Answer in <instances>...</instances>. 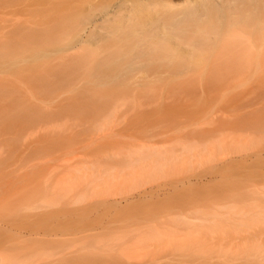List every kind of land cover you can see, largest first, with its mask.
Returning a JSON list of instances; mask_svg holds the SVG:
<instances>
[{
    "label": "rangeland",
    "instance_id": "obj_1",
    "mask_svg": "<svg viewBox=\"0 0 264 264\" xmlns=\"http://www.w3.org/2000/svg\"><path fill=\"white\" fill-rule=\"evenodd\" d=\"M104 2H96L97 12L104 10ZM77 4L0 0V252L10 255V263L21 264H264V227L248 230H260L254 233L262 239L250 256L248 250L215 246L207 256L177 241L136 254L140 261L136 256L134 261L125 245V238L152 227L143 226L146 219L181 232L187 217L205 209L222 213L219 209L234 204L264 208V64L235 73L135 72L126 85L99 84L93 78L98 59L88 58L75 43ZM187 142L207 143L214 149L212 158L183 162L129 196L93 198L85 184L66 185L64 174L82 165L121 168L136 147ZM253 213L254 219L261 218ZM106 225L107 234L101 231ZM106 237L112 238L108 247ZM43 249L63 257L38 259L36 252ZM105 252L112 256L99 255Z\"/></svg>",
    "mask_w": 264,
    "mask_h": 264
},
{
    "label": "bare ground",
    "instance_id": "obj_2",
    "mask_svg": "<svg viewBox=\"0 0 264 264\" xmlns=\"http://www.w3.org/2000/svg\"><path fill=\"white\" fill-rule=\"evenodd\" d=\"M97 1L98 0H78L75 17L77 22L75 43L76 46H79L80 51L84 55H89L88 58L92 56L98 59L94 66L96 72L93 73V78L95 82L99 84H112V87H118L127 83V80L130 79L135 72L155 73L159 71L157 73L159 74L161 70H167L166 72L173 75L182 76L183 74L188 75L193 72L209 71L235 73L248 71L264 64V0H105L107 3L103 0L104 4H102L106 9L104 8L103 11L99 12H97L95 8ZM98 9L101 10L100 8ZM73 66L76 67V64ZM106 122L108 123V121L105 120V123L101 125H106ZM213 150L214 149H211L210 145L207 143L201 144L193 142L177 143L170 146L142 145L134 148L130 152L128 165L124 167H111L109 169L100 163L93 166L82 165L70 171L71 173L68 172L70 173L68 176L67 173L64 174L68 177H65V181L68 182L69 180V182H71L70 184L69 182L66 184L70 189V185L72 186V184L74 186H78L79 184L83 186V184H85L84 186L91 190V196H93V198L94 195L100 197H106L108 195V197L112 195L129 196L139 190L141 191V189L147 187L148 184L154 183L158 179L161 180V177L166 176V174H164L166 170L173 167L176 168L177 165L183 162L192 163L196 161L197 163L199 158L205 159L207 158L206 156L212 158L213 155L211 154ZM63 178L64 176L61 178V182ZM75 182H78V184L76 185ZM60 183L59 185H61ZM62 183L65 185L64 182ZM67 186H63V188L69 191ZM65 189L62 190L65 191ZM88 192L89 190L85 193L87 194ZM86 194L82 196L84 200ZM78 198L79 200H83L80 197ZM256 207L253 204H234L232 206H226L224 209H219L222 211L224 210L222 213L216 210L209 211L205 209L198 212L200 216L194 215L191 216L192 218L190 216V218L187 217L186 227L181 232H179L177 228L171 226L165 228L160 226L163 228H159V226L157 227V225L152 224L151 220L149 223L147 219L146 221H142L144 218L140 217L143 226L152 225V227H144V230L143 228L141 231L139 230L140 232L137 230L138 233L136 234V230H134L135 236L130 232L131 230L129 228V232L132 233L134 237L128 236L127 239L125 238V245L130 247L127 252H129V256H132L135 261L136 254L143 255L144 251L146 254V251H151L153 247L154 249H158L166 245V243L170 244L171 242L175 243L178 241L187 247L197 248L199 251H202V253H206L207 256L214 246L215 247L212 249L215 250L217 247V249H221L222 251L229 249V247L235 248L234 250L238 248V252L240 250L239 253H244L248 250L250 256V252L258 250L259 243L261 242L259 240H262L261 236L259 237L258 233L255 235L256 233H254V231L260 233L261 228L264 227V208L260 210L258 206ZM255 211L258 212L257 214L261 215V218H253V212ZM139 222L135 223L137 224ZM142 222L139 223V225L137 224L139 229L142 227H140ZM145 223L147 225H144ZM136 224H129V226L132 227L131 229H136ZM153 225L156 227H153ZM108 226L106 225L105 228L101 226V228H103L101 231L103 232L106 229L105 233L107 234L106 231H108V229L106 227ZM241 227H246L247 230H243L244 228L241 229ZM123 228H121V230H123ZM254 228H260V230L257 231L256 229L251 232ZM50 229L48 230L49 234L51 233V235L53 234L55 236L58 234H56V232L54 233L55 229H53L54 231ZM92 229L96 230L97 228ZM115 229L114 230L118 233V228L115 227ZM63 230L65 231V229ZM63 230H60L61 235L64 232ZM86 230L88 233V230L90 231L91 228H86ZM68 231L70 230L68 229ZM76 231L74 234H71L76 236ZM84 231L85 230H83V233H85ZM35 232H39L40 234L38 230ZM35 232L27 233L33 235ZM77 232L81 234L79 229ZM46 233L47 232H44L42 236L45 234V238H48L47 236H49V234ZM65 233H67V231H65ZM89 234H92V232ZM123 234H126V232H123ZM87 236L85 235V237ZM119 236L116 237L117 240L121 238V236ZM51 237L52 236H50V238ZM103 237L101 238L103 239ZM123 237L125 236L123 235L122 238ZM26 238H28V236ZM83 238L84 237H82V239ZM110 238L108 239L106 237L105 243L108 242ZM178 238H180V240ZM53 239L54 238H52V240ZM71 239L74 238L71 237ZM80 239L81 238H79V240ZM113 239H115V237H113ZM111 240L110 242L112 243ZM108 243L105 244L107 247L109 246ZM234 244H238V246L234 247ZM75 245L78 247L82 244ZM75 247L72 249L77 250ZM83 247L85 248V246ZM105 247L106 246L102 249H106ZM111 249L114 248L111 247ZM241 249L243 251H241ZM43 250L42 252L38 251L39 253L36 252V257L38 259H47L53 262L52 257H63L62 253H59L60 255L55 257L49 250ZM109 250H106V252L111 251ZM122 250L120 251L123 252ZM230 250L232 251L233 249ZM52 252L56 253V251ZM66 252H70V249ZM101 252L104 251L101 250ZM127 252L121 254L128 255ZM238 252L234 254H238ZM2 253H4L3 250ZM2 253L0 254V264H21V262L18 261L19 259H15V261L19 263H13V261L10 263L9 259H7L10 255L5 257V253L4 255ZM16 253L19 254L18 252ZM64 253L65 252H63V254ZM12 254L17 255L14 252ZM89 255L91 256L92 254L90 253ZM99 255L106 256L110 254L100 253ZM76 256L78 255H75V257ZM129 256L128 258H130ZM136 257L137 261H140L138 260V255ZM37 258L36 260H38ZM65 258L67 257L65 256ZM59 259H61V257ZM36 260H32V262H36ZM106 261L108 262V260ZM30 262L29 264H31ZM81 262L82 261L79 263H86V261L85 263ZM88 262H90V259ZM37 263L38 261L36 264ZM72 263H74V261ZM44 264L47 263L44 262Z\"/></svg>",
    "mask_w": 264,
    "mask_h": 264
}]
</instances>
